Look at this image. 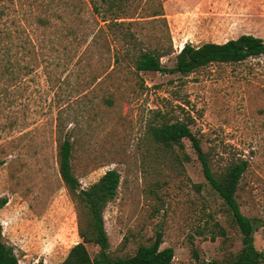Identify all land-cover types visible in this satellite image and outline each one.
Instances as JSON below:
<instances>
[{
    "label": "rangeland",
    "instance_id": "obj_1",
    "mask_svg": "<svg viewBox=\"0 0 264 264\" xmlns=\"http://www.w3.org/2000/svg\"><path fill=\"white\" fill-rule=\"evenodd\" d=\"M0 7V28L9 32L0 48L10 47L0 53V197L7 200L0 225L18 264H59L79 242L57 169L62 135L72 144L79 189L107 170L119 174L102 211L111 258L131 256L160 233L171 264H190L193 252L204 262L234 260L241 235L189 142L167 149L151 140L152 127L174 122L188 126L213 173L246 163L234 197L256 225L254 249L264 251V56L187 76L132 67L148 51L171 69L184 43L243 34L264 41V0H0ZM86 249L91 258L97 252Z\"/></svg>",
    "mask_w": 264,
    "mask_h": 264
},
{
    "label": "trees",
    "instance_id": "obj_2",
    "mask_svg": "<svg viewBox=\"0 0 264 264\" xmlns=\"http://www.w3.org/2000/svg\"><path fill=\"white\" fill-rule=\"evenodd\" d=\"M4 13L3 8L0 7V21ZM37 21L40 24L43 23L42 19ZM8 35L7 29L0 28V39L8 38ZM25 43L31 47L28 40ZM25 49L31 52V49ZM9 50L10 47L2 46L0 53L7 55ZM259 56H264V41L252 35L243 34L220 44L208 42L192 46L184 43L175 55L171 69H164L159 62L160 56L148 51L139 52L133 57L132 67L136 72L153 71L187 76L212 63H237ZM7 65L12 66L11 63ZM1 67L4 70L7 69L5 64ZM25 67L29 68V66ZM150 136L155 144L167 149L174 147L180 149L184 139L189 142L200 165L203 179L222 201L232 224L241 235L242 246L234 260L228 263H219L215 260L204 262L200 261L193 252V261L190 264H264V251L258 252L252 245V233L256 225L240 213L234 197L238 180L245 170L246 163L244 161L232 162L224 166L221 171L213 173L208 155L202 151L197 138L182 122L162 123L154 126L151 128ZM71 149L72 144L66 135L57 137L58 175L75 206L76 230L79 238V242L68 249L66 256L59 264H171L173 250L170 247L159 248L160 233L155 234L149 245L138 246L131 256L111 258L108 255L109 244L104 230L102 211L117 194L119 174L116 170H107L86 188L79 189L78 181L71 172ZM6 201V198L0 197V209ZM86 245L97 247V252L92 258L88 254ZM0 264H18L12 249L2 241L1 225ZM35 264L42 263L36 262Z\"/></svg>",
    "mask_w": 264,
    "mask_h": 264
},
{
    "label": "built area",
    "instance_id": "obj_3",
    "mask_svg": "<svg viewBox=\"0 0 264 264\" xmlns=\"http://www.w3.org/2000/svg\"><path fill=\"white\" fill-rule=\"evenodd\" d=\"M180 50V49H179Z\"/></svg>",
    "mask_w": 264,
    "mask_h": 264
}]
</instances>
